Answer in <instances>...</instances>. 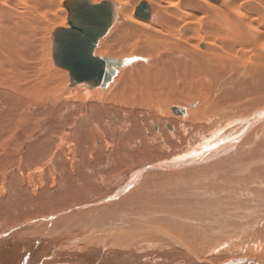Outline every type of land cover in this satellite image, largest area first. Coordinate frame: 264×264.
I'll return each mask as SVG.
<instances>
[{"label": "rangeland", "instance_id": "rangeland-1", "mask_svg": "<svg viewBox=\"0 0 264 264\" xmlns=\"http://www.w3.org/2000/svg\"><path fill=\"white\" fill-rule=\"evenodd\" d=\"M60 77L31 99L0 87V264H264V180L250 172L264 148L243 145L249 126L179 119L159 97L82 100ZM215 131L221 147L176 167Z\"/></svg>", "mask_w": 264, "mask_h": 264}, {"label": "bare ground", "instance_id": "bare-ground-1", "mask_svg": "<svg viewBox=\"0 0 264 264\" xmlns=\"http://www.w3.org/2000/svg\"><path fill=\"white\" fill-rule=\"evenodd\" d=\"M82 1L85 8L104 2H111L117 8V16L114 15L115 18L100 34L95 48L96 57L125 60L113 80L106 87L95 89L86 88L83 84L71 85L69 72L56 65L53 58L54 33L58 29H71V0H0L2 89H13L31 99L34 93H49L55 89L64 72L65 86L69 88L64 89L66 95L72 94L82 100L96 96L114 100V103L120 97L135 100L134 103H149L159 97L161 102L164 100L169 115L179 119L209 123L218 119L216 123H219L220 119L226 118L235 125H244V129L249 126L248 130L252 131L243 145L249 142L253 144V140L261 138V142L254 146L259 150L264 148V0ZM138 9L142 12H138ZM56 73L59 76L56 77ZM180 90H187L188 96L183 98ZM173 109H181V112L175 113ZM255 124L260 125L253 128ZM208 131L211 134L212 130ZM233 131L236 133V130ZM218 136L215 131L209 138H203L201 146L194 147L190 154L186 152L187 156L183 159H187L177 162L176 167L181 164L191 167V161L198 159L197 155L202 150L210 147L216 149L214 145L221 142L217 140ZM238 140L241 139L236 137L228 143L236 146ZM253 166L256 165H251L248 171ZM250 172L264 180V170L260 167L252 168ZM227 191L230 192V189Z\"/></svg>", "mask_w": 264, "mask_h": 264}, {"label": "water", "instance_id": "water-1", "mask_svg": "<svg viewBox=\"0 0 264 264\" xmlns=\"http://www.w3.org/2000/svg\"><path fill=\"white\" fill-rule=\"evenodd\" d=\"M84 5L82 0H71L72 27L69 30L58 29L54 33L53 58L56 65L69 72L71 85L83 84L90 89L106 87L125 60L96 57L95 48L100 34L117 16V8L111 2L88 8ZM138 12L142 10L138 9ZM174 111L180 113L181 109Z\"/></svg>", "mask_w": 264, "mask_h": 264}]
</instances>
